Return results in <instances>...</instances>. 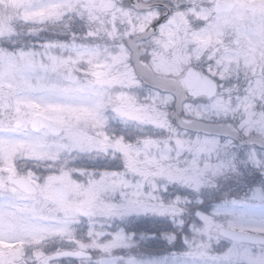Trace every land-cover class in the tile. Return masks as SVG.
Returning a JSON list of instances; mask_svg holds the SVG:
<instances>
[{
    "label": "snow or ice",
    "instance_id": "snow-or-ice-1",
    "mask_svg": "<svg viewBox=\"0 0 264 264\" xmlns=\"http://www.w3.org/2000/svg\"><path fill=\"white\" fill-rule=\"evenodd\" d=\"M0 264H264V0H0Z\"/></svg>",
    "mask_w": 264,
    "mask_h": 264
}]
</instances>
